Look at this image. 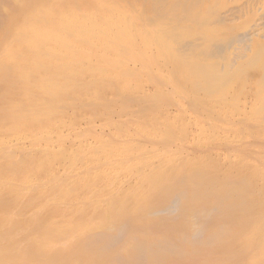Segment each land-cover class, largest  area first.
I'll return each mask as SVG.
<instances>
[{
    "label": "rangeland",
    "instance_id": "1",
    "mask_svg": "<svg viewBox=\"0 0 264 264\" xmlns=\"http://www.w3.org/2000/svg\"><path fill=\"white\" fill-rule=\"evenodd\" d=\"M61 22L68 46L62 64L50 68V108L64 107L50 116L71 146L56 152L80 177L97 171L83 189L135 201L132 169L153 167L135 152L154 145L159 154L168 149L173 170L200 164L215 180L242 175L250 193L264 195V0L83 1L67 6ZM106 58L113 63H100ZM140 130L152 142L135 140ZM24 160L16 187L44 222L62 207L47 200L53 186L32 165L53 163ZM78 217L67 216L70 224Z\"/></svg>",
    "mask_w": 264,
    "mask_h": 264
},
{
    "label": "bare ground",
    "instance_id": "2",
    "mask_svg": "<svg viewBox=\"0 0 264 264\" xmlns=\"http://www.w3.org/2000/svg\"><path fill=\"white\" fill-rule=\"evenodd\" d=\"M83 1L106 0H0V264H264V195L249 192L247 177L215 180L200 164L173 170L168 149L159 154L152 145L135 152L153 167L132 169L129 188L139 196L131 201L83 189L96 169L80 177L56 152L71 146L50 116L64 107L58 101L50 108L56 95L50 68L68 46L65 8ZM98 48H107L102 38ZM106 61L113 63H100ZM147 134L140 130L134 139L152 142ZM19 157L53 163L32 165L53 186L47 200L62 207L44 222L17 190ZM76 212L70 224L67 216Z\"/></svg>",
    "mask_w": 264,
    "mask_h": 264
}]
</instances>
